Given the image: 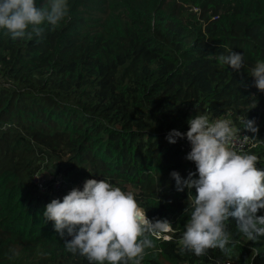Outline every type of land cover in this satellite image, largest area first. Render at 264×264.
<instances>
[{
    "label": "trees",
    "instance_id": "obj_1",
    "mask_svg": "<svg viewBox=\"0 0 264 264\" xmlns=\"http://www.w3.org/2000/svg\"><path fill=\"white\" fill-rule=\"evenodd\" d=\"M68 4V17L52 31L43 25L42 38L13 40L0 29V264H90L43 217L47 203L69 192H54L49 180L38 189L34 175L46 163L80 189L105 179L131 191L149 219L172 223L173 241L155 240L141 264H264V236L247 240L232 218L235 246L180 254L191 197L176 191L170 173L186 177L195 164L185 159L186 138L166 139L206 114L229 116L250 136L239 117L254 120L264 140V92L250 75L264 61V0ZM229 49L243 54L238 71L219 62ZM256 143L246 150L264 168V143Z\"/></svg>",
    "mask_w": 264,
    "mask_h": 264
},
{
    "label": "clouds",
    "instance_id": "obj_2",
    "mask_svg": "<svg viewBox=\"0 0 264 264\" xmlns=\"http://www.w3.org/2000/svg\"><path fill=\"white\" fill-rule=\"evenodd\" d=\"M68 15V0L39 4L37 0H0V29L13 40L42 38L43 25L55 30ZM219 62L237 71L244 66L243 54L231 49L219 56ZM250 75L254 86L264 92V61L257 60ZM239 119L243 129L253 133L251 137L241 136L229 116L210 120L206 114L190 117L186 132L171 129L166 135L169 143L186 138L190 151L185 159L195 164V172L189 171L186 177L177 171L170 173L176 191L187 189L191 197L184 209L189 218L178 240L181 255L191 251L202 256L209 249L235 246L238 242L227 230L229 218L247 240L257 242L264 236V215H257L264 210V168L257 167L260 157L245 149V145L255 148L257 141L264 140L256 138L254 120ZM146 212L133 192L105 179H86L82 189L73 187L62 199L47 203L43 217L54 222L66 250L86 257L90 264H141L145 249L156 247L155 240L172 242L175 236L168 219H149ZM252 250L260 255L259 248Z\"/></svg>",
    "mask_w": 264,
    "mask_h": 264
},
{
    "label": "built area",
    "instance_id": "obj_3",
    "mask_svg": "<svg viewBox=\"0 0 264 264\" xmlns=\"http://www.w3.org/2000/svg\"><path fill=\"white\" fill-rule=\"evenodd\" d=\"M241 136L243 135H248L250 136L247 132L241 131ZM251 137V136H250ZM250 145H245V149L249 147ZM44 170H39L37 173L34 175V182L36 183L38 189L40 191H45L48 186H47V181H52L51 186L54 189V192L60 191V190H66L70 191L73 187H75V184L67 178L64 174L62 175H55L53 176V171H46L47 173L51 174L50 179H44V174L42 173ZM40 174V175H39ZM39 175V177H35ZM222 264H230L228 261L222 263Z\"/></svg>",
    "mask_w": 264,
    "mask_h": 264
},
{
    "label": "rangeland",
    "instance_id": "obj_4",
    "mask_svg": "<svg viewBox=\"0 0 264 264\" xmlns=\"http://www.w3.org/2000/svg\"><path fill=\"white\" fill-rule=\"evenodd\" d=\"M106 6L105 4L103 5V7ZM3 80V79H2ZM0 81H1V77H0ZM225 117V116H224ZM221 117V118H224ZM42 170H44L42 173L44 174V179H50L51 174L47 173L46 171H55V167H53V165L51 163H46L45 166L42 168ZM74 179H76L75 177H73ZM128 189H131V186H128ZM60 194V193H59ZM58 194V195H59Z\"/></svg>",
    "mask_w": 264,
    "mask_h": 264
}]
</instances>
